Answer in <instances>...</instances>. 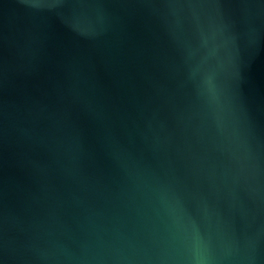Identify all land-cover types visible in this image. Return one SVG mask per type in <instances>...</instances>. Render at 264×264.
<instances>
[{
	"label": "water",
	"instance_id": "water-1",
	"mask_svg": "<svg viewBox=\"0 0 264 264\" xmlns=\"http://www.w3.org/2000/svg\"><path fill=\"white\" fill-rule=\"evenodd\" d=\"M0 264H264V0H0Z\"/></svg>",
	"mask_w": 264,
	"mask_h": 264
}]
</instances>
